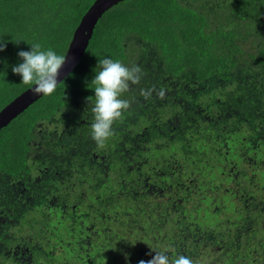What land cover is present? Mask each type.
Instances as JSON below:
<instances>
[{
  "label": "trees",
  "instance_id": "16d2710c",
  "mask_svg": "<svg viewBox=\"0 0 264 264\" xmlns=\"http://www.w3.org/2000/svg\"><path fill=\"white\" fill-rule=\"evenodd\" d=\"M93 2L0 0V110L33 85L12 71L18 52L65 55ZM104 58L142 78L98 148ZM91 150L111 153L109 170ZM153 250L264 264V0H122L56 91L0 130V264H139Z\"/></svg>",
  "mask_w": 264,
  "mask_h": 264
},
{
  "label": "clouds",
  "instance_id": "9594fccd",
  "mask_svg": "<svg viewBox=\"0 0 264 264\" xmlns=\"http://www.w3.org/2000/svg\"><path fill=\"white\" fill-rule=\"evenodd\" d=\"M5 48L6 44L0 40V51H4ZM18 56L23 62L13 66L12 71L22 77L21 83L33 84L31 90L34 95L53 94L61 83L59 78L66 64V55H58L51 49L41 50V45L34 43L31 44L30 51L21 50ZM95 72L96 75L91 81L95 86L92 88L95 92V104L91 109L94 114L91 138L98 147H104L114 135L113 124L131 106L130 102L121 96L131 85L140 82L142 70L137 65L126 66L119 60L104 58L99 59ZM141 95L147 99L149 93L142 90ZM153 251L155 255L150 260H140L139 264H194V261L185 255L171 256L167 251Z\"/></svg>",
  "mask_w": 264,
  "mask_h": 264
},
{
  "label": "water",
  "instance_id": "95a60500",
  "mask_svg": "<svg viewBox=\"0 0 264 264\" xmlns=\"http://www.w3.org/2000/svg\"><path fill=\"white\" fill-rule=\"evenodd\" d=\"M122 0H94L90 7L86 10L80 19L71 38L70 45L65 53L66 64L63 66L60 82L73 70L80 60L81 55L85 51L88 40L92 35L101 15L112 5ZM25 89L21 94L17 95L12 101L6 104L0 110V130L4 128L13 118L23 111L26 107L34 103L41 95H34L31 88Z\"/></svg>",
  "mask_w": 264,
  "mask_h": 264
},
{
  "label": "rangeland",
  "instance_id": "374dc122",
  "mask_svg": "<svg viewBox=\"0 0 264 264\" xmlns=\"http://www.w3.org/2000/svg\"><path fill=\"white\" fill-rule=\"evenodd\" d=\"M114 136V135H113ZM113 136L111 137L112 139H113ZM110 138V139H111ZM98 148H100V147H98ZM110 155H111V153H110ZM109 155V156H110ZM89 156L90 157H93V158H99V159H101V165L102 164H104V160L105 159H107V158H109V156L107 157V158H105L104 156L105 155H103V154H100V153H98L97 152V150H91V153L89 154ZM107 164H104V168L105 169H108L107 167L108 166H106ZM109 170V169H108ZM102 174L105 176V178H107V179H109V175H110V171L109 172H102ZM104 180H106V179H104ZM86 185H91V184H89V183H87V184H84V186L82 187V189L86 186ZM83 191H85V190H83ZM85 214V213H84ZM83 214V215H84ZM99 215H102V213L101 212H99ZM110 215H112V213H110ZM110 215H108V216H110ZM96 223L98 224L99 223V221L98 220H96ZM113 224H115V221H113ZM24 236H25V239H27V233L25 232V234H24ZM13 247H11L10 249H8V250H6V249H3V250H1V251H3L6 255H14V253H13ZM15 252V251H14ZM12 253V254H11ZM48 254H51L52 256H56L58 253L56 252V250H50L49 252H48ZM19 259L20 260H22V261H26V264H27V262L29 263V264H36L35 262H34V259H33V255L32 254H30V253H28L26 256H24V253H21V255H20V257H19ZM2 264V263H1ZM9 264H11V263H9Z\"/></svg>",
  "mask_w": 264,
  "mask_h": 264
},
{
  "label": "flooded vegetation",
  "instance_id": "af4514ba",
  "mask_svg": "<svg viewBox=\"0 0 264 264\" xmlns=\"http://www.w3.org/2000/svg\"><path fill=\"white\" fill-rule=\"evenodd\" d=\"M78 144H76L75 146H77Z\"/></svg>",
  "mask_w": 264,
  "mask_h": 264
}]
</instances>
